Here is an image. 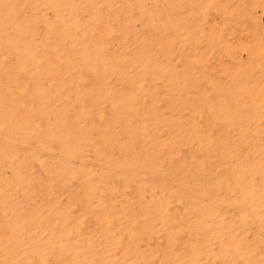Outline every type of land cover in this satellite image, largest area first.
Segmentation results:
<instances>
[{"label":"rangeland","instance_id":"obj_1","mask_svg":"<svg viewBox=\"0 0 264 264\" xmlns=\"http://www.w3.org/2000/svg\"><path fill=\"white\" fill-rule=\"evenodd\" d=\"M0 264H264V0H0Z\"/></svg>","mask_w":264,"mask_h":264}]
</instances>
